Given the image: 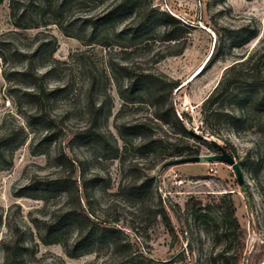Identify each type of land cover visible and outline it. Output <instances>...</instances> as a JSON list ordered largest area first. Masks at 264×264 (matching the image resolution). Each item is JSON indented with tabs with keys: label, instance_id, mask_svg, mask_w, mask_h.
Segmentation results:
<instances>
[{
	"label": "rangeland",
	"instance_id": "1",
	"mask_svg": "<svg viewBox=\"0 0 264 264\" xmlns=\"http://www.w3.org/2000/svg\"><path fill=\"white\" fill-rule=\"evenodd\" d=\"M9 1L0 0V134L14 128V144L23 142L14 148L11 165L9 158L0 164V240L10 236L9 222L33 230L36 237L31 220L41 216L43 201L18 197L16 193L34 175L55 170L52 156L63 148L87 174L99 172L104 177L94 207L100 213L102 208L114 206L110 218L118 219L122 237L130 242L128 254L136 264H263L255 258L264 254L262 115L252 113L237 124L224 118L218 124L204 113L203 101L227 67L259 46L264 35V0H141L191 25L187 48L179 55H170L178 47L165 40L156 18L145 27H126L128 19L109 22L92 35L85 18L99 13L112 0L72 1L65 7L61 26L53 23L27 31L14 27ZM246 25L251 31L255 27L259 35L242 47L225 45L219 59L207 64L220 36L243 37L250 31L244 28ZM39 44L42 47L35 52L34 64L39 71L51 70L45 78L50 88H62L50 110L53 115L64 116L68 133L51 144L43 142L40 126H30L26 121L34 107L25 94L28 85L21 71L27 66V58L23 53L35 50ZM123 64H130L128 72ZM139 71L155 74L166 90L170 81L179 82L173 100L178 108L191 105L182 118L200 137L185 138V143L199 147L200 154L219 151L211 140L224 146L241 166L245 190L226 163L162 168L165 161L176 157L165 158L159 154L161 150L140 148L139 137L125 128L120 131L125 122L154 114L146 96L141 99L131 94L125 99L120 95L127 74ZM89 99L102 106L100 130L92 126V131L81 134L91 118ZM152 130L160 131L154 123ZM97 132L100 139L94 135ZM165 146L172 149L168 143ZM212 167L218 171L213 173ZM147 177L155 179L151 181L154 197L150 194L141 200L127 188L120 191L129 180ZM160 196L167 218L156 213L162 208ZM58 200L52 198L50 204ZM232 202L240 229L234 223ZM37 250L36 258H30L27 264H99L109 254L103 248L101 255L88 253L73 258L60 245L43 243Z\"/></svg>",
	"mask_w": 264,
	"mask_h": 264
},
{
	"label": "trees",
	"instance_id": "2",
	"mask_svg": "<svg viewBox=\"0 0 264 264\" xmlns=\"http://www.w3.org/2000/svg\"><path fill=\"white\" fill-rule=\"evenodd\" d=\"M72 1L85 0H10V16L14 27L21 31L53 23L61 26L65 7ZM155 18L163 27L165 40L171 41L178 47V50L170 55L182 54L188 45L191 25L166 10H160L150 4L144 5L141 0H112L99 13L86 17L85 21L93 35L99 27L109 22H121L128 19L126 27H145ZM244 28L251 29L250 25ZM258 35L259 31L255 27L243 37L235 34L221 35L214 45L207 64L219 59V53L225 45L230 48L242 47ZM41 47L42 44H39L35 50L23 53V56L27 58V66L21 74L28 85L25 94L34 107L27 115L26 121L30 126H40L44 131L43 142L51 144L61 135L68 136V133L63 125L64 116L53 115L50 110L51 103L58 97L59 90L62 88H50L45 83V78L51 70L39 71L34 64L35 52ZM0 54L3 55L1 50ZM122 67L128 72L130 64H123ZM162 84L163 82L151 72L139 71L135 75L127 74V83L125 88L119 91L120 95L128 98L131 94H135L141 99L146 96L155 110L152 117L141 116L121 124L120 131L125 128L126 131L135 134L140 139L138 143L140 148L149 147L150 152L161 150L159 154L165 158L200 154L199 147H193L184 141L185 138L199 136L192 132L186 126L184 119H180L176 114L177 104L173 100V94L175 90H179V82L170 81L169 90H166ZM226 107L229 110H226ZM87 108L91 118L80 130L81 134L92 131L94 126H98L100 130L101 104L89 99ZM203 110L208 119H213L218 124L224 118L229 123L237 124L252 113H261L263 125L261 132L264 134V35L257 48L246 57H238L236 62L226 68L219 83L203 101ZM153 123L160 131L152 130ZM158 123L164 124L165 127ZM211 125L214 127L212 122ZM19 129L22 130L21 127ZM16 131L13 128L0 134V164L8 161L7 158L10 165L13 163L14 148L23 142L22 140L19 144H14ZM210 134L215 135L213 132ZM94 135L98 139L101 137L99 132ZM166 143L170 144L172 149L168 150ZM206 144L212 147L210 142ZM52 158L55 161V170L44 175H34L16 193L18 197H30L43 201L41 216L31 220L36 237L33 230L9 222L11 234L0 240L3 264H27L30 258H36L39 243L58 244L67 256L73 258L88 253L101 255L100 251L106 248L109 254L102 257L99 264H136L134 258L128 254L130 242H126L122 237L118 219L110 218V211H115L114 206L104 207L100 213L94 207L96 191L104 181L102 174L99 172L87 174L82 164L69 156L63 148L57 149ZM152 180L155 182L152 177L141 181L131 179L120 186V191L127 188L141 200L149 197L150 194L154 197ZM52 198H59V200L50 204ZM159 204L162 208L156 213L167 218L161 196ZM231 212L236 227L240 229L233 202ZM262 246L264 247V239ZM255 258L264 264V254H257ZM235 261H238V257Z\"/></svg>",
	"mask_w": 264,
	"mask_h": 264
},
{
	"label": "water",
	"instance_id": "3",
	"mask_svg": "<svg viewBox=\"0 0 264 264\" xmlns=\"http://www.w3.org/2000/svg\"><path fill=\"white\" fill-rule=\"evenodd\" d=\"M211 143L214 145L215 148L219 150L218 152L212 154H198L193 156L171 158L163 163L162 168L173 165L186 164V163H199V162L226 163L234 169L237 176V180L242 190H245L246 186L244 182L242 169L240 164L236 161L235 157L231 153H229L225 147L220 145L216 140H211Z\"/></svg>",
	"mask_w": 264,
	"mask_h": 264
},
{
	"label": "built area",
	"instance_id": "4",
	"mask_svg": "<svg viewBox=\"0 0 264 264\" xmlns=\"http://www.w3.org/2000/svg\"><path fill=\"white\" fill-rule=\"evenodd\" d=\"M176 103V102H175ZM177 106V105H176ZM190 107H191V105H185L184 107H181V108H176V114L178 115V117L180 118V119H183L182 118V114L185 112V111H189V109H190ZM214 164V163H213ZM211 171L213 172V173H216L218 170H217V168H211Z\"/></svg>",
	"mask_w": 264,
	"mask_h": 264
}]
</instances>
